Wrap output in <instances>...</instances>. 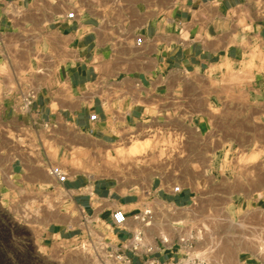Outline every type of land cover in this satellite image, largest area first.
I'll return each instance as SVG.
<instances>
[{"label": "crops", "instance_id": "obj_1", "mask_svg": "<svg viewBox=\"0 0 264 264\" xmlns=\"http://www.w3.org/2000/svg\"><path fill=\"white\" fill-rule=\"evenodd\" d=\"M68 1L0 0V179L65 197L46 224L12 220L0 202V264H179L188 244L202 247L188 233L205 210L191 188L70 173L62 156L176 116L201 124L223 87L235 100L232 75L264 81V0H83L77 12ZM243 206L231 208L248 228L242 245L190 252L193 264H264V190Z\"/></svg>", "mask_w": 264, "mask_h": 264}, {"label": "rangeland", "instance_id": "obj_2", "mask_svg": "<svg viewBox=\"0 0 264 264\" xmlns=\"http://www.w3.org/2000/svg\"><path fill=\"white\" fill-rule=\"evenodd\" d=\"M81 1L69 0L68 9L77 12L83 7ZM230 81L235 86V100L226 97L223 87L218 107L198 117L201 124H189L186 117L176 116L165 125L134 129L113 145L93 148L81 156L65 153L62 158L71 156L75 162L70 173L123 180L135 178L136 182H147L157 176L165 184L189 187L193 205H203L205 210L194 212L202 219L188 227V233L196 232L192 235L194 243L197 241L202 247L188 250L207 254L241 246L248 228L231 208L242 203L245 206L264 190V81L243 74L232 75ZM18 141L24 143L20 137ZM137 144L145 145L134 152L131 147ZM5 182L14 190L13 195L7 193L10 188H6ZM31 190L44 191L36 196L30 194ZM47 190L50 189L15 186L12 180L0 179V202L12 220L31 223L38 219L46 224L64 216L65 199L58 188L54 194ZM57 201L59 207L55 205ZM145 222L158 227V233L166 227L151 219Z\"/></svg>", "mask_w": 264, "mask_h": 264}, {"label": "built area", "instance_id": "obj_3", "mask_svg": "<svg viewBox=\"0 0 264 264\" xmlns=\"http://www.w3.org/2000/svg\"><path fill=\"white\" fill-rule=\"evenodd\" d=\"M29 98H30V96H29ZM29 98H24L23 99L24 100L23 106H22L23 109H26L28 107V105H29ZM51 173L54 174V175H56L58 178H61L62 177V174H60L56 169H52L51 170ZM144 214L146 216H149L151 214L150 209L145 210ZM126 220H127L126 213L122 209H116L112 213V225L113 226H115V227H121L126 222ZM148 220H150V218H148ZM145 223L146 224H150V222H145ZM181 240L184 242V239H181ZM140 241H141V237H140V233L138 232L134 236V244L132 245V248L134 250L137 249V247H138L137 244ZM190 248H192V243L188 244V247L186 248V253L184 255V259L179 264H193L192 260H196L197 259L196 256H193L192 258H190V251L188 250ZM145 264H157V263H155L153 261H147ZM199 264H202V261Z\"/></svg>", "mask_w": 264, "mask_h": 264}, {"label": "bare ground", "instance_id": "obj_4", "mask_svg": "<svg viewBox=\"0 0 264 264\" xmlns=\"http://www.w3.org/2000/svg\"><path fill=\"white\" fill-rule=\"evenodd\" d=\"M143 142V141H142ZM144 145L145 144H143V145H133L131 148H132V150L134 151V152H138L140 149H141V147L143 146L144 147Z\"/></svg>", "mask_w": 264, "mask_h": 264}]
</instances>
